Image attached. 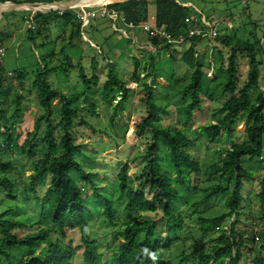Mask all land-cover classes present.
Listing matches in <instances>:
<instances>
[{
    "label": "trees",
    "instance_id": "trees-1",
    "mask_svg": "<svg viewBox=\"0 0 264 264\" xmlns=\"http://www.w3.org/2000/svg\"><path fill=\"white\" fill-rule=\"evenodd\" d=\"M8 1L13 0H2L1 3ZM188 3L190 2L155 0L156 26L166 29L173 37L185 34L189 28L185 22L187 18L203 17V14L192 7L183 6ZM107 8L117 12L127 24L139 26L150 20L149 0H130L109 5ZM50 16V13L47 17L41 13L34 15L32 20L38 32L39 26L49 24L47 18ZM56 17L62 18L68 25L76 24L73 25L69 42L73 47L74 38L80 37L82 33V22L78 19V13L67 10L63 15L56 13ZM31 31L28 30L29 33ZM29 39L33 41L34 37ZM216 39L231 50L227 67L222 65L219 68L224 79L216 78L210 81L204 71L205 67L210 69L209 64H205L204 57L197 55V46L203 39L188 38L184 45L177 47L150 38L154 47L168 50L172 58L181 52L178 48L188 46L182 60L194 70L191 85L186 90L192 101L179 110V113H182L180 122L182 121L185 129L171 125L161 128L158 126L163 122L161 106L155 102L151 86L144 84L148 112L137 129L140 132L144 128L152 130V145L148 149V155L140 157L145 160V165L137 168L136 176H129L128 164L122 167L118 175L117 203L122 204L127 215L133 216V219L124 231L115 234L120 244L109 263L103 262L98 242L86 235V231L96 219L113 223L117 210L110 197L98 192L95 182L77 159L73 128L74 122L79 118V97L67 98L63 92L52 88L49 74L55 70L45 67L42 73H37L32 88L37 94L38 107L43 115L37 122L36 130L27 133L21 143L22 137L18 134L16 126L22 119L23 106L27 103L23 94L26 92V74L17 71L7 76L0 66V194L13 202L18 199V186L7 175L18 173L19 169L10 158L25 155L35 159L38 144H42L46 150L30 178L31 191L26 192L30 196L29 199L33 196L38 203L39 215L32 217L22 209H16L15 213L12 209L0 213V264H77L80 253L81 264H175L173 260L164 262L161 253L171 250L173 245L181 240L179 233L185 226L182 208L188 204V194L199 189L198 180L203 174L200 160L194 154L197 140L190 138L187 132L194 124L197 113L202 110L204 97H211L220 87L221 93L227 98L215 117H223L218 119L216 125L201 128L199 136L217 142L221 131L224 130V133L232 138L237 124L245 121L246 141L233 145L226 156L219 160V164L208 169L210 176H219L221 184L205 192V200L231 192V196L227 198V208L229 215L234 216V221L229 232L221 231V236L217 240L208 241V246L207 243L200 242V247L195 249L191 259L197 264H210L212 261L216 264H264V232L261 244L250 247L243 244V238H238L236 231L240 222L238 218L242 212L241 206L245 200L242 190L245 181H249L253 176L252 172L245 170L242 159L261 158L264 149V90H261V86L264 87V29L260 30L255 24L248 39L236 34ZM240 58L248 61V75L244 81ZM66 61L69 62L70 69L75 68L71 65V58L67 56ZM95 64L94 61L93 65ZM138 67L139 63L135 62L132 77L136 82L140 80ZM107 68L109 75L104 91L108 95L112 93L113 98L106 99V102L112 106L117 94H122L126 102L127 83L119 81L113 63L109 62ZM79 76L87 85L90 80L98 82L100 78V75H94L92 79L87 78L83 70ZM207 82L214 88L206 85ZM253 91L257 92L254 101ZM56 101H59L58 107L54 105ZM122 103L116 104V116L125 110ZM89 109L93 112L95 107ZM113 121L112 119L111 123ZM81 126L88 127V124L83 120ZM46 178H49L51 183L45 194L40 197L36 186ZM82 184L90 187L91 195L85 194ZM259 197L264 204V178ZM23 211L29 219H18ZM225 217L222 215L209 220L199 218L202 227V237L199 240L203 241L204 236L220 230ZM72 233H80L81 242L73 239ZM164 233H167V237H163ZM252 242L254 244L255 240ZM99 249L101 251V248ZM179 257L181 261L178 264H188L190 261L184 253Z\"/></svg>",
    "mask_w": 264,
    "mask_h": 264
},
{
    "label": "rangeland",
    "instance_id": "rangeland-1",
    "mask_svg": "<svg viewBox=\"0 0 264 264\" xmlns=\"http://www.w3.org/2000/svg\"><path fill=\"white\" fill-rule=\"evenodd\" d=\"M14 1H27L35 4L40 1L55 0ZM178 2H190L191 6L185 4L186 7H192L203 14V18H206L212 27L218 29L217 37L236 34L243 39H248L255 24L260 30L264 29V0H178ZM84 11L89 14L95 13L96 18L89 17L88 21L82 20V33L80 37L74 38L73 47L69 45V42L73 25L76 24H66L62 18L56 17V12H51V16L47 18L49 24L39 26L40 32L35 28L30 33L27 22L22 19V14L25 12H16L15 15L5 17L0 22V32L13 33L14 37L3 43L6 56L0 58V66L7 76L17 71L26 74V92L23 94L27 103L23 106L22 119L16 126L18 134L22 137L21 143L24 142L27 133H33L36 130L37 122L43 115L38 107L37 94L32 88L37 73H42L45 67L55 70L49 74V83L52 88L63 92L67 98L79 97V118L74 122L73 128L74 146L78 152L77 159L95 182L98 192L110 197L117 210L113 223L104 219H96L91 223L86 235L89 239L98 242L97 245L101 251L99 248L98 250L103 262L109 263L120 244L115 234L124 231L133 219V216L127 215L124 206L117 203L118 175L122 167L128 164L129 176H136L137 168L145 165V160H141L140 157L147 156L148 149L152 145V130L144 128L140 132L137 129L148 112L144 84L151 86L155 94V102L161 106L160 113L163 122L158 126L165 128L171 125L185 129L182 121L180 122L182 113H179V110L183 105H188L192 101V97L186 90L191 85L194 70L182 60V55L188 46L178 48L181 52L176 53L174 58L164 48H140L145 43L147 45L145 38H148L140 28L128 29L118 19L114 21L104 16L102 8H86ZM149 12L151 16L155 15V0H149ZM77 13H80L79 10ZM26 14L29 15L31 12H26ZM45 16L47 17V14ZM29 37H34V40L31 41ZM215 39H203V42L197 46V55L204 57L205 64H209L210 69L205 67L204 71L207 72L210 81L216 78L224 79L219 68L222 65L227 67L231 50ZM67 56L71 58V65L75 67L74 69H70L69 62L66 61ZM94 61L95 65H93ZM109 62L115 65L119 81L127 83L125 88L128 90L126 102L122 94H117L112 106L106 102L108 98L112 100V93L108 95L104 91L109 75L107 68ZM135 62L139 63L140 80L137 82L132 77ZM240 66L242 81H244L248 75L247 59L240 58ZM81 70L87 78L92 79L94 75H100L98 82L92 79L88 85L84 84L79 76ZM206 85L210 83L207 82ZM210 87L214 88L213 85ZM263 88L261 86V90H264ZM221 91L222 87L217 88L211 97H204L202 110L197 113L194 124L187 132L190 138L197 140L194 154L200 160L203 174L198 180L199 189L188 194V204L182 208L185 226L179 233L181 240L175 243L171 250L162 251L161 259L164 262L173 260L175 264H178L181 261L179 255L184 253L190 260L188 264H197L194 263L196 261H192L191 255L195 249L200 247V242L207 243L208 246V241L217 240L221 236V231L229 232L234 221V216L229 215L227 208V198L231 196V192L205 200V192L221 184L219 176H210L208 169L219 164V160L226 156L227 151L231 150L233 145L243 144L246 141L245 121L237 124L232 138H229L224 130L221 131V137L217 142H211L199 136L201 128L216 125L218 119L223 117H215L227 98ZM256 93V91L252 93L253 101ZM117 103L118 105L122 103L125 107L124 112L119 116L115 115ZM54 105L58 107L59 101L54 102ZM93 106L95 109L92 112L89 108ZM112 119L113 123H111ZM83 120L88 127L81 126ZM45 126L44 124L43 127ZM45 151L44 146L38 144L35 159L25 155H15L10 158L19 169L18 173L7 175L18 186V199L13 202L0 194V213L10 209L15 213L16 209H22L32 217L39 215L38 203L35 202L33 196L29 199L30 196L27 193L31 191L30 178L34 175L39 159ZM242 160L245 170L252 172L253 176L249 181H245V187L242 190L245 200L241 206L242 212L238 218L240 222L236 231L237 237L243 238V244L255 247L261 244L264 232V204L261 203L259 197L261 182L264 178V149L261 158L251 160L250 157H243ZM172 174L175 177L173 172ZM50 183V179L46 178L37 184L36 190L40 197L45 194ZM82 187L85 189V194L88 196L92 194L89 186L82 184ZM25 211L22 212L19 220L29 219ZM222 215L226 217L220 225V230L204 236L203 241H200L202 227L199 218L209 220ZM163 237H167V233H164ZM72 238L81 242L80 233H72ZM81 263L82 253L77 260V264ZM210 264L216 263L212 261Z\"/></svg>",
    "mask_w": 264,
    "mask_h": 264
},
{
    "label": "built area",
    "instance_id": "built-area-1",
    "mask_svg": "<svg viewBox=\"0 0 264 264\" xmlns=\"http://www.w3.org/2000/svg\"><path fill=\"white\" fill-rule=\"evenodd\" d=\"M102 13L104 16L114 21L118 19L119 21H121L123 24H125L131 29L137 28V26H135L133 23H130V24L124 23L122 18L119 16V14L115 12L114 10H107V8H104ZM60 15H63V12H60ZM95 16H96L95 13L89 14V13H86L85 11H82L81 13L78 14V19L81 22L82 20L88 21L89 17L95 18ZM151 20H152V24L145 23L141 25L139 28H141V30L145 34H147L149 38L158 39L161 42H164L165 44L171 45V46H177V47L182 46L186 43L188 38L189 39L201 38V39L212 40V39H215L219 34L218 29H216L215 27H212V25L208 22V20L203 17L197 18V19L187 18L185 22L186 24H188L189 28L185 34L180 35L178 37H173L171 34L167 32L166 29L158 28L156 26L154 17H152ZM32 23H33L32 18H29L27 20V24L31 30H34L36 27ZM5 53H6L5 49L0 48V58H4Z\"/></svg>",
    "mask_w": 264,
    "mask_h": 264
},
{
    "label": "crops",
    "instance_id": "crops-1",
    "mask_svg": "<svg viewBox=\"0 0 264 264\" xmlns=\"http://www.w3.org/2000/svg\"><path fill=\"white\" fill-rule=\"evenodd\" d=\"M14 1V0H13ZM8 1L9 3H13V4H17V5H21V4H32L33 2H16V1ZM65 1H70V0H55V1H50V2H42V1H40V2H38V3H35V4H48V3H55V2H65ZM8 2H5V3H8ZM2 4H4V3H0V5H2ZM116 4H118V3H116ZM188 4H190V6H191V3H188ZM112 5V4H111ZM109 6V5H108ZM108 6H102V7H98V8H102V11H103V9H104V7L105 8H107ZM183 6H186L185 4L183 5ZM81 8H84V10L86 9V8H89V7H85V6H82ZM91 8V7H90ZM94 8V7H93ZM97 8V7H96ZM28 9V10H27ZM31 9V7H28V8H26V10H15V8H12V7H8L6 10H2L3 11V14H0V22L5 18V17H7V16H12V15H15L14 13H16V12H25V13H23L22 14V19H23V21L27 18V14H26V12H28L29 10ZM37 9L38 10H42V11H45V12H48V10H49V8L48 7H45V6H38L37 7ZM78 10H79V12L81 13L82 11H84V10H80V9H76V10H73V11H76V12H78ZM107 10H109L108 8H107ZM0 12H1V10H0ZM53 12H56V13H59L60 14V12H65L64 10H58V11H53ZM37 13H41V12H37ZM37 13H34V12H31V15L29 16L30 18H32L33 19V17H34V15L35 14H37ZM51 13V12H50ZM91 13H93V12H91ZM41 14H49V13H41ZM79 14V13H78ZM151 16V15H150ZM152 17H154L155 18V16L153 15V16H151L150 17V20H149V22L148 23H150V24H152V20H151V18ZM95 18H96V16H95ZM155 23H156V19H155ZM33 24L36 26V24L34 23V21H33ZM122 25L123 26H125V27H127L128 29H131V28H129L128 26H126L125 24H123L122 23ZM141 25H143V24H141ZM141 25H139V26H137V28L139 29V27L141 26ZM28 28H29V26H28ZM135 29V28H134ZM141 29V28H140ZM143 32V31H142ZM144 33V32H143ZM145 34V33H144ZM146 35V34H145ZM14 37V34L12 33H4V32H0V48H3L4 49V46H3V43L6 41V40H8V39H12ZM127 37V36H126ZM148 37V36H147ZM146 40H147V45H146V43L143 45V46H140V48H144V47H146V48H151V47H154L153 45H152V43H151V41H150V38L148 37V38H145ZM146 45V46H145ZM156 48H160V47H156ZM5 56H6V53H5Z\"/></svg>",
    "mask_w": 264,
    "mask_h": 264
},
{
    "label": "water",
    "instance_id": "water-1",
    "mask_svg": "<svg viewBox=\"0 0 264 264\" xmlns=\"http://www.w3.org/2000/svg\"><path fill=\"white\" fill-rule=\"evenodd\" d=\"M86 0H70V1H65V2H55V3H48V4H21V5H17V4H13V3H4L2 5H0V14H3L2 10H6L8 7H12L15 8V10H26V8L31 7V9L28 12H41V13H50L53 11H58V10H76V9H81V3L84 2ZM130 0H126L123 2H127ZM120 2V3H123ZM38 6H45L48 7L49 10L48 12L42 11V10H38L37 7ZM88 7V6H87ZM90 8V7H89ZM93 8V7H91ZM96 8V7H94ZM28 10V9H27Z\"/></svg>",
    "mask_w": 264,
    "mask_h": 264
},
{
    "label": "bare ground",
    "instance_id": "bare-ground-1",
    "mask_svg": "<svg viewBox=\"0 0 264 264\" xmlns=\"http://www.w3.org/2000/svg\"><path fill=\"white\" fill-rule=\"evenodd\" d=\"M126 0H86L84 2H82L80 5L81 6H88V7H102V6H108L111 4H116V3H120Z\"/></svg>",
    "mask_w": 264,
    "mask_h": 264
},
{
    "label": "clouds",
    "instance_id": "clouds-1",
    "mask_svg": "<svg viewBox=\"0 0 264 264\" xmlns=\"http://www.w3.org/2000/svg\"><path fill=\"white\" fill-rule=\"evenodd\" d=\"M144 251L147 252V249H145ZM154 258H155V257H154V254H153V259H154Z\"/></svg>",
    "mask_w": 264,
    "mask_h": 264
}]
</instances>
